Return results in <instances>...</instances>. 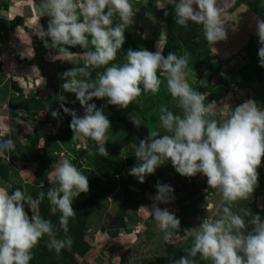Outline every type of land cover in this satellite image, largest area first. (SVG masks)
I'll return each instance as SVG.
<instances>
[{"label":"rangeland","instance_id":"rangeland-1","mask_svg":"<svg viewBox=\"0 0 264 264\" xmlns=\"http://www.w3.org/2000/svg\"><path fill=\"white\" fill-rule=\"evenodd\" d=\"M131 4L136 13L134 23L126 28L125 44L111 63H126L128 49L154 52L158 44L165 57L169 52L178 56L187 53L186 81L193 90L206 93L204 103L212 104L213 109L210 119H227L234 107L249 99L264 107V68L258 66L260 45L255 34L256 19H264V0H220L227 39L215 45L206 41L202 25L189 22L185 28L175 23L171 0H131ZM39 7L38 0H0V109L9 121L5 129V123L0 126V143L11 139L15 144L14 150L0 155V187L10 195L19 189L36 199L51 187L52 166L67 159L88 177L89 191L73 201L76 215L69 219L67 233L59 228L60 213L51 214L47 198L38 204L36 214L52 222L56 238H71L72 244L57 254L44 236L32 249L30 264H173L187 256L193 243L192 229L207 215L218 218L224 206L245 220L244 231L251 229L254 215L264 219V159L257 170L258 187L247 199L232 203L208 187L206 177H182L170 162L145 176L143 184L128 174L138 163L131 144L148 138L150 132L167 134L160 126V108L182 116L163 77L157 94L142 91L127 109L107 105L105 100L90 102L102 108L110 120L105 144L108 157L98 154L95 141L73 139L71 117L61 110L59 98L64 96V106L78 116H83L84 109L74 94L62 89L60 74L84 67L85 53L93 49H69L77 53L70 62L46 49L39 39V27L46 31L48 18L40 14ZM113 20L118 23L119 17ZM30 70L42 78L41 86L34 84L32 75L27 76ZM104 70L89 69L90 79L95 80ZM19 75H24L25 89L15 82ZM4 81L10 84L4 85ZM52 111H58L60 118L53 119ZM130 119H138L141 126L135 127ZM98 159L120 164L122 175L96 178ZM157 183L170 185L174 199L156 206L167 208L180 221L179 230H173L168 240L151 216ZM209 204L212 207L207 212ZM25 212L31 217L27 205ZM193 259L196 264H209L199 255Z\"/></svg>","mask_w":264,"mask_h":264},{"label":"clouds","instance_id":"clouds-1","mask_svg":"<svg viewBox=\"0 0 264 264\" xmlns=\"http://www.w3.org/2000/svg\"><path fill=\"white\" fill-rule=\"evenodd\" d=\"M38 11L48 18L46 31L39 27L40 37L46 49L62 54L67 62L77 53L69 49H93L85 53V66L72 68L60 74L64 81L62 89L75 95L84 109L83 116L64 106L65 97L60 96V108L71 117L69 128L73 139L89 138L99 145L98 154L108 157L105 144L108 141L110 120L94 99L105 100L107 105L127 109L141 92L157 94L161 77L166 81L167 91L178 100L181 115H174L160 108L159 122L167 134L150 132L148 138L131 144L138 161L128 174L143 184L145 176L171 163L182 177L197 174L206 177L208 187L217 189L224 201L229 203L247 199L258 187V168L264 159V107L249 99L237 105L227 119H210L212 104L205 105L206 93L193 90L186 81L188 55L178 56L169 52L165 57L163 48L156 51L144 48L128 49L126 63H111L118 50L125 44L126 28L134 23L131 0H38ZM174 4L175 23L187 27L189 22L202 25L206 41L212 45L225 41L227 33L221 17L220 0H171ZM167 16L168 13L164 12ZM119 22L114 23L113 17ZM155 19V18H153ZM258 66L264 68V19H256ZM111 66H108L110 65ZM104 67L91 80L89 69ZM53 119H59L58 111H52ZM140 127L138 119H130ZM11 139L0 143V155L14 150ZM47 192H40L36 199L17 189L9 194L0 187V264H30L32 249L44 237L57 254L65 246L71 247V238L57 239L52 222L36 214L37 206L45 198L50 212L60 213L59 228L68 232V222L74 218L73 201L89 191L88 177L65 159L49 172ZM155 203L151 216L168 240L173 230H179L180 221L167 208L174 199L170 185L157 183ZM28 206L32 215L25 212ZM212 205H206V211ZM247 215V213H246ZM251 229L245 230V220L222 207L218 218L201 220L193 231V243L186 257L173 264H196L199 257L209 264H264V219L254 215Z\"/></svg>","mask_w":264,"mask_h":264},{"label":"trees","instance_id":"trees-1","mask_svg":"<svg viewBox=\"0 0 264 264\" xmlns=\"http://www.w3.org/2000/svg\"><path fill=\"white\" fill-rule=\"evenodd\" d=\"M12 107L11 110H13ZM121 146V145H119ZM96 178L107 179L114 176L122 175L123 168L120 164L107 159H98L95 167Z\"/></svg>","mask_w":264,"mask_h":264},{"label":"crops","instance_id":"crops-1","mask_svg":"<svg viewBox=\"0 0 264 264\" xmlns=\"http://www.w3.org/2000/svg\"><path fill=\"white\" fill-rule=\"evenodd\" d=\"M21 18L23 17V15L22 16H20ZM2 18V17H1ZM4 19V18H3ZM28 57H30V55H27ZM1 70V69H0ZM25 72L27 73V71L25 70ZM29 74H27V76H31L32 75V77H34V84H36L37 86L39 85V86H41L42 85V83H43V80H42V78L41 77H39V76H37V73L34 71V70H30L29 72H28ZM24 75H19V77H17V79H16V81L15 82H19V84L21 85V88H23V89H25L26 87L24 86V83H26L25 82V78L23 77ZM26 77V76H25ZM29 79V78H28ZM9 83L10 84V82L9 81H4L3 82V84L5 85V83ZM2 84V85H3ZM4 88V87H3ZM7 118L8 117H6V116H3V113H2V110L0 109V126H2L1 124L2 123H5V125L4 126H2L4 129L6 128V125H7V123H9V121L7 120ZM8 126V125H7ZM25 140V139H24Z\"/></svg>","mask_w":264,"mask_h":264}]
</instances>
